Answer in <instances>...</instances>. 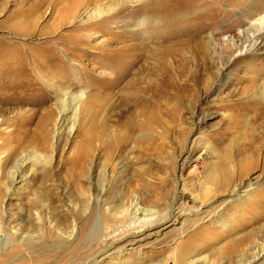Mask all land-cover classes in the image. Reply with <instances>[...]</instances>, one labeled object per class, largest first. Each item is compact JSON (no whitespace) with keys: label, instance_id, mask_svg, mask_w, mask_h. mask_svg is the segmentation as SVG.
<instances>
[{"label":"rangeland","instance_id":"obj_1","mask_svg":"<svg viewBox=\"0 0 264 264\" xmlns=\"http://www.w3.org/2000/svg\"><path fill=\"white\" fill-rule=\"evenodd\" d=\"M58 2L0 0V160L13 155L0 163V264H264V111L256 110L264 98L238 94L254 78L264 83V50L251 55L240 41V30L264 15V0H185L176 25L161 29L170 21L162 17L141 29L148 46L129 78L120 73L122 56L113 64L91 45L72 50L64 42L81 24L60 26L51 13ZM148 8L125 13L139 18ZM172 29L182 40L194 31L240 48L242 56L232 54L239 67L224 72L221 89L218 74L205 90L188 83L195 96L183 95L175 118L160 109L159 124L144 125L132 103L177 71L163 49ZM95 63L118 71L101 94ZM54 89L87 94L76 118L67 110L55 120L62 99ZM93 94L106 104L91 103ZM228 158L254 164L238 177L224 167ZM215 180L227 181V191ZM135 204L145 214L139 220L151 222L130 225L123 212Z\"/></svg>","mask_w":264,"mask_h":264},{"label":"bare ground","instance_id":"obj_2","mask_svg":"<svg viewBox=\"0 0 264 264\" xmlns=\"http://www.w3.org/2000/svg\"><path fill=\"white\" fill-rule=\"evenodd\" d=\"M167 1L168 0H164V2L163 0H60L58 2L57 0L58 4H60L62 7L61 9L58 8L59 10H52L51 13H54L56 17H61L59 24L60 26L68 24L73 25V23L79 19V23L81 25L77 26L76 29L67 34L68 36H66L67 39H64L65 41L62 39V37H64L63 35H61L59 38L62 39L65 43L67 42V44H70L72 50H76L77 47L82 45H88L89 48V45H91L90 48H92L93 53L97 54L100 58H106L109 63L113 64H117V62H119V56H122L124 59L123 64L125 65V68H123L120 73H127L124 78H129L130 74L138 65L142 55L144 54L141 53L144 52L148 46V43L144 40L148 38L144 37L145 33H142L141 29H144L148 22H158V20H160L159 18L162 17H167L170 21H167L168 19L166 20L165 18L166 23L164 22V25H161L162 27L165 26V28L161 29L167 30V26H169L170 24L176 25V21L177 19H179V15L181 13L180 11H178V9L186 3L185 0H183L180 1L181 3L166 4ZM145 5H150V8L144 9L145 11L142 13L143 15H141L139 18H133L132 16H130L129 12L125 13V11H129L130 8L133 11H138L137 9L139 7ZM151 16L152 18L153 16H155L156 19H150ZM112 24L114 28L108 31L107 34L110 38H104L106 36V32L104 31L105 27ZM125 27H129L131 34L129 35L128 39L121 40L122 33H118V31H120L121 29H125ZM192 32L194 34H190V36H188L185 40H182V36L184 34L176 32L175 29H172L171 31L169 30L167 34L163 33L164 35H166L165 39L168 40H166L167 43L163 49H165L164 51L167 52L168 59L176 60L177 71H175V74L167 76L168 79L163 80V87L161 88L162 90L159 88L157 93L149 94L147 95V97L140 98V100H135L132 103L133 107L137 108V114L142 117V122L144 125L150 126L159 124L160 119L158 111H160V109H163L162 113L168 115V117L175 118L176 114L181 111L179 109L181 103L185 100V97H183V95L190 94L191 97L195 96L193 89H187L188 83H190L191 85H196L200 90H205L213 83L215 75L218 74L220 76V81H217V84L219 86V89H221L225 86L226 79L229 77L227 75L228 73L224 72H226L229 67L232 68L238 66L240 57H232V54L236 51L239 52V56H242V51L240 48L234 49L229 45V43L217 41L212 38L211 35L207 36L203 40V38L201 39L199 37V32ZM161 33L162 32H160L159 34ZM240 34L242 35V38L240 40L241 45H247L249 47V54L252 55L253 53L254 55H256L264 50V15L260 16L258 19L252 20L248 24V26L240 30ZM133 39H135L136 41L139 40L141 42L129 43ZM169 39H177V41L170 42ZM107 43H109L108 47L106 46ZM114 43L115 45L112 46V44ZM116 43H120V45L117 46ZM187 48L190 49L186 52ZM246 53L247 50L245 53H243L244 56L246 55ZM99 62H102V60H100ZM215 63L220 66L216 69L215 72H204V68H210V65H212L213 67L216 65ZM109 66H104L102 63H95V65H93V72L97 71L100 80L94 83L95 89L98 92L97 94H101V89L103 86L102 84L112 82V76L118 73L117 70H111L112 66L114 65L109 64ZM202 72L203 75H206L204 80H200ZM60 73H63V71H61ZM73 73L74 75H79L78 72L74 71ZM179 79H182L184 81L178 82ZM254 81L255 82H251V85L248 88L240 89L238 91L239 96L250 95V97H253L257 101L258 99L262 100L264 98V83L262 82L261 84L256 85L257 79L254 78ZM52 92L54 94H57L60 100L62 99L56 106L57 114L55 116V120L60 115L64 114L67 110L72 112L73 118H76V116H78V110L80 109L84 100L87 98V94H85L83 90H80L79 93L74 96H71V94H69L67 90L57 92L54 89ZM97 94L88 96L89 98L94 97L93 100H91V103L104 102L97 101L98 99L95 101V96ZM109 94L110 93H108L105 97L109 98ZM104 103L106 104V102ZM246 105L247 103H245L244 106ZM171 106L175 107V109L171 108ZM256 110L259 112V114L264 111V99L259 103ZM96 115L97 114H94V119L92 121L95 120V118L97 117ZM64 124L65 123L63 122V125ZM69 130H72V126L69 127ZM40 143L42 144V140L40 141ZM12 156V154L6 156L3 161L0 160V163L2 165H6L5 163L9 162ZM247 164H254V161H249V163ZM247 164H245V161L243 160H239L238 162L236 161V164H234L232 159L228 158L224 162V167H228L229 170H234V168H236V170L238 169L236 175L238 177H241L246 173V168L248 167ZM15 175L18 177V172L14 171L9 174V186H11L16 180ZM216 181L217 180H215V183L213 184L215 189L227 191V181L223 180L224 186H222L223 184L221 185V181ZM250 187L251 185H246V187L243 188L245 189L242 192L244 193V198H246V195H248V193L250 192ZM206 189L210 192L213 190L212 186L209 188L206 187ZM233 191L231 193H233ZM137 206V204L133 205L130 212L129 209L128 211L123 212L124 215H126L127 213V218L129 217L130 225H132L133 227H135L136 224L144 225L146 222H151L150 220L146 221L145 219L139 220V216L141 215L144 218L145 214L143 213L144 211L140 210ZM12 230H14V228ZM71 236L72 232L69 233L66 238L69 239L71 238ZM7 237L8 236H5L1 244H3L4 241L7 240Z\"/></svg>","mask_w":264,"mask_h":264}]
</instances>
